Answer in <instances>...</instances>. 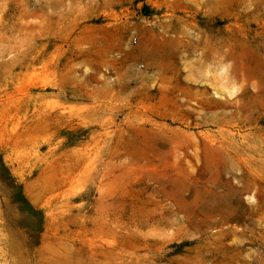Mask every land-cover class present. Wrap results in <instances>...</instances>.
I'll list each match as a JSON object with an SVG mask.
<instances>
[{
	"label": "rangeland",
	"instance_id": "rangeland-1",
	"mask_svg": "<svg viewBox=\"0 0 264 264\" xmlns=\"http://www.w3.org/2000/svg\"><path fill=\"white\" fill-rule=\"evenodd\" d=\"M0 264H264V0H0Z\"/></svg>",
	"mask_w": 264,
	"mask_h": 264
}]
</instances>
